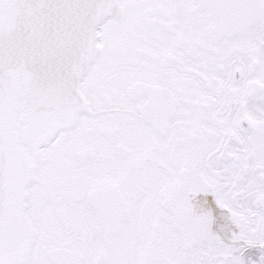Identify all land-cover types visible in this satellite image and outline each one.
Segmentation results:
<instances>
[{
  "label": "snow or ice",
  "instance_id": "6c2138e0",
  "mask_svg": "<svg viewBox=\"0 0 264 264\" xmlns=\"http://www.w3.org/2000/svg\"><path fill=\"white\" fill-rule=\"evenodd\" d=\"M0 264H264V0H0Z\"/></svg>",
  "mask_w": 264,
  "mask_h": 264
}]
</instances>
